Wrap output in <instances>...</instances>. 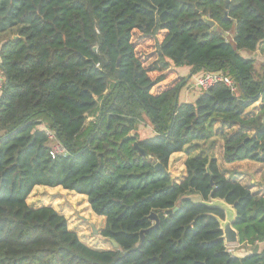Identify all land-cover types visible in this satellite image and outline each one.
I'll return each instance as SVG.
<instances>
[{
  "label": "trees",
  "instance_id": "trees-1",
  "mask_svg": "<svg viewBox=\"0 0 264 264\" xmlns=\"http://www.w3.org/2000/svg\"><path fill=\"white\" fill-rule=\"evenodd\" d=\"M243 52L264 58V0H0V264H264V195L191 150L217 126L224 163H264V61ZM204 72L237 91L180 103ZM47 130L66 154L52 156ZM40 186L87 197L119 249L94 250L54 208H31ZM217 200L236 212L242 257Z\"/></svg>",
  "mask_w": 264,
  "mask_h": 264
},
{
  "label": "rangeland",
  "instance_id": "rangeland-1",
  "mask_svg": "<svg viewBox=\"0 0 264 264\" xmlns=\"http://www.w3.org/2000/svg\"><path fill=\"white\" fill-rule=\"evenodd\" d=\"M231 36L226 35V38ZM179 73L183 77H188L190 74V69L187 68L180 69ZM196 77H193L185 88L181 92L180 100L182 102L187 101V103H193L195 98H188L185 100L184 93L187 88H189V93L195 91L196 95L200 91L196 88ZM194 87V88H190ZM195 97V96H194ZM141 138L152 137L153 129L148 121H145L138 129ZM223 131H220L217 126L214 129V137L204 143L196 144L191 150L194 154L205 153L216 158H219L222 154ZM186 154L183 153L180 156H176L172 159L169 166V171L173 178L181 183L186 177V169L184 165ZM244 162V163H243ZM234 163V166L229 167L224 163H220L222 171L228 178L237 180L244 185L252 186L251 180L257 174V170H261L262 165L259 167L256 165L257 162L253 161H243ZM252 164H254L252 166ZM261 164V163H258ZM254 187V185L252 186ZM253 190V188H251ZM28 204L31 208L37 209L40 207H52L60 215L64 216L69 224L70 230L77 233L80 240L88 247L98 250L105 251L106 249L113 250L112 244L101 237L102 230L106 226V220L103 217L96 216L88 203L87 197H81L73 192H68L62 188H48L44 186L36 187L28 199ZM94 229L97 230L98 234L94 233ZM233 255H240L245 253L244 249L239 246L228 247Z\"/></svg>",
  "mask_w": 264,
  "mask_h": 264
},
{
  "label": "water",
  "instance_id": "water-1",
  "mask_svg": "<svg viewBox=\"0 0 264 264\" xmlns=\"http://www.w3.org/2000/svg\"><path fill=\"white\" fill-rule=\"evenodd\" d=\"M229 7H230V0H227V9ZM226 17H227V13H226ZM205 21L207 22V24L211 28H215L216 29L215 22H213V21H211L209 19H205ZM135 147H136V149L139 151V153L142 156L148 158V156H149L148 153L145 150L141 149L138 146V144H136ZM156 169L164 170V168L160 164L156 165ZM210 205L213 206V207H219V208L223 209L225 214H226L225 221L221 222V227H222V230H223V233H224L223 238L225 240V244L228 247L239 246V243H240L239 234H238L237 230L234 228V224H235V220H236V212H235V210L231 206L225 204L223 201H220V200L213 201L212 204H210ZM151 219L156 222V225H158L159 221H158V218L155 215H152ZM94 233L97 235L98 234L97 230L94 229ZM112 244H113L114 248L119 249V245L118 244H116L114 242H112ZM140 245H141V243H139L138 247ZM259 249H260L259 245L256 246L253 249V253H258Z\"/></svg>",
  "mask_w": 264,
  "mask_h": 264
},
{
  "label": "built area",
  "instance_id": "built-area-1",
  "mask_svg": "<svg viewBox=\"0 0 264 264\" xmlns=\"http://www.w3.org/2000/svg\"><path fill=\"white\" fill-rule=\"evenodd\" d=\"M220 83L226 84L233 92H236L238 89L230 78H227L220 73L204 72L197 75L195 81L196 88L199 91H207ZM3 86L4 78L0 71V92L3 89ZM47 134L51 140V143H53L51 152L52 156L54 157L56 155L66 154L65 148L57 141L55 134L48 130Z\"/></svg>",
  "mask_w": 264,
  "mask_h": 264
},
{
  "label": "crops",
  "instance_id": "crops-1",
  "mask_svg": "<svg viewBox=\"0 0 264 264\" xmlns=\"http://www.w3.org/2000/svg\"><path fill=\"white\" fill-rule=\"evenodd\" d=\"M243 54L245 55V56H247V57H251V58H258L259 60H261V61H264V58H262L260 55H259V52H256L255 54H253V55H249V54H247L246 52H243ZM188 70H189V68H187ZM191 80H193V78L191 79ZM188 86V85H187ZM190 88H194V87H190ZM195 89V88H194ZM184 90V89H183ZM182 90V91H183ZM189 88H187L186 90H185V93H184V97H185V100H187L188 98H195L194 99V102L196 101V99L198 98V96H199V94H197L196 95V89H195V91H192V93H189ZM181 91V92H182ZM195 96V97H194ZM180 98H181V93H180V97H179V101H180V103H184V102H187V101H184V102H182L181 100H180ZM154 135V134H153ZM152 135V136H153ZM183 153H179V154H175V155H173L172 156V158H171V161H172V159L174 158V157H176V156H180V155H182ZM222 155H223V150H222V154H221V156L219 157V158H217V160H218V164H219V167H220V163H224L223 162V160H222ZM188 158V156L186 155V157H185V160H184V163H185V161H186V159ZM170 161V162H171ZM247 162V161H246ZM244 163V162H243ZM224 164H226V163H224ZM263 164V166H262V168H261V170H257V174L255 175V177H253L252 178V180H251V184H252V186L254 185V187H252L253 188V190H252V192L253 193H256V192H260V194H262V195H264V163H261V164H258V163H256V165L259 167L260 165H262ZM226 165H228L229 167H231V166H234L235 164H226ZM254 164H252V166H253ZM220 169H221V167H220ZM222 170V169H221ZM223 172V171H222ZM224 173V172H223ZM225 174V173H224ZM260 246H264V244H260L259 245V247ZM107 250H109V249H106L105 251H107ZM101 251H103V250H101ZM244 254L245 253H242V254H240V255H238V256H240V257H242V256H244Z\"/></svg>",
  "mask_w": 264,
  "mask_h": 264
}]
</instances>
